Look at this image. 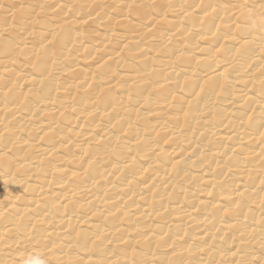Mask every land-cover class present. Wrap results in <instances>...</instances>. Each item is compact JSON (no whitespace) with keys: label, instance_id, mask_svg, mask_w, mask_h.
<instances>
[{"label":"bare ground","instance_id":"bare-ground-1","mask_svg":"<svg viewBox=\"0 0 264 264\" xmlns=\"http://www.w3.org/2000/svg\"><path fill=\"white\" fill-rule=\"evenodd\" d=\"M264 264V0H0V264Z\"/></svg>","mask_w":264,"mask_h":264},{"label":"clouds","instance_id":"clouds-1","mask_svg":"<svg viewBox=\"0 0 264 264\" xmlns=\"http://www.w3.org/2000/svg\"><path fill=\"white\" fill-rule=\"evenodd\" d=\"M23 264H46V261L38 255H32L26 258Z\"/></svg>","mask_w":264,"mask_h":264}]
</instances>
